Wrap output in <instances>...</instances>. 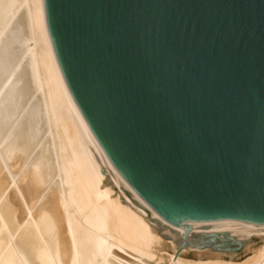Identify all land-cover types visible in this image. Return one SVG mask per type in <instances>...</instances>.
Segmentation results:
<instances>
[{"label": "water", "instance_id": "obj_1", "mask_svg": "<svg viewBox=\"0 0 264 264\" xmlns=\"http://www.w3.org/2000/svg\"><path fill=\"white\" fill-rule=\"evenodd\" d=\"M43 5L69 99L135 209L177 249L263 244L228 234L264 232V0Z\"/></svg>", "mask_w": 264, "mask_h": 264}, {"label": "bare ground", "instance_id": "obj_2", "mask_svg": "<svg viewBox=\"0 0 264 264\" xmlns=\"http://www.w3.org/2000/svg\"><path fill=\"white\" fill-rule=\"evenodd\" d=\"M159 230L176 238L135 209L94 151L61 76L43 0H0V264H264V243L236 260L177 249Z\"/></svg>", "mask_w": 264, "mask_h": 264}, {"label": "rangeland", "instance_id": "obj_3", "mask_svg": "<svg viewBox=\"0 0 264 264\" xmlns=\"http://www.w3.org/2000/svg\"><path fill=\"white\" fill-rule=\"evenodd\" d=\"M160 228H162V227H159V229ZM159 232H160V230H159ZM162 232V231H161ZM160 232V233H161ZM159 233V234H160ZM235 237L236 236H232V238L234 239V240H240V239H235ZM251 237H253V236H251ZM237 238V237H236ZM247 238H250V236L249 237H247ZM244 239H246V238H244ZM192 250V249H191ZM191 250H189L188 251V253L186 254V257H187V259H192V251ZM247 255V253H237L236 255H235V259L237 260V259H239V260H242V259H244V257Z\"/></svg>", "mask_w": 264, "mask_h": 264}]
</instances>
